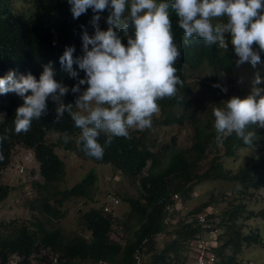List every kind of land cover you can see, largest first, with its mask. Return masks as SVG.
Listing matches in <instances>:
<instances>
[{"label": "trees", "instance_id": "trees-1", "mask_svg": "<svg viewBox=\"0 0 264 264\" xmlns=\"http://www.w3.org/2000/svg\"><path fill=\"white\" fill-rule=\"evenodd\" d=\"M46 9L50 16L47 20L40 17L24 20L15 17L7 2L0 0V78L9 71H16L18 74L31 72L38 79L43 66L52 62L58 82L69 88L76 84L77 80L62 69L59 58L66 47L75 48L74 58L83 55L81 36L85 29L90 36L94 34L90 23L94 13L89 9L86 14L73 19L68 0H58L55 6ZM103 14L108 16L109 13L105 11ZM172 22L175 42L182 53L174 66L184 85L182 88L178 86L176 98L158 101L163 115L156 125L162 127L183 125L187 120L191 99L186 70H198L205 66L215 74L213 81L216 83L217 75L231 76L235 67L230 37L226 38V48L219 47L218 42L208 46L202 40H194L186 46L183 31L179 29L174 14ZM121 37L126 45L127 38L122 33ZM261 55L264 57V54ZM73 70L78 72V79L84 78L85 74L78 65L74 64ZM86 88L87 85L82 86V90ZM216 91L218 94L222 92L217 87ZM74 99L71 93L64 97L65 103H74ZM22 103L15 94L0 95V113L5 114L4 119H0V135L4 134L5 129L13 128L15 110ZM47 103V114L40 120H34L28 133L15 134L10 131L9 139L0 145V152L4 155L0 169L11 163L14 148L22 145L34 151L42 178V182L33 183L37 196L25 203V208L35 215V220L23 224L0 222V264H8L14 255L20 257L17 264H31V255L42 249L50 250L60 260L64 259L66 264H185L182 253L200 231V227L192 222L193 218L219 202L225 204V211L218 217L210 215L209 218L219 219L217 228L223 231L220 234L221 245L216 250L220 264H236L245 246L262 242L258 233L245 235L243 232L241 221H249L255 216L248 211L240 197L249 196L250 191L264 189V148L260 147H264V128L249 126L248 130L256 132L251 146L255 147V154L237 171L227 170L224 160L235 158L249 147L235 134L225 136L221 143H217L215 123L210 131L196 126L195 142L191 148L181 150L167 146L163 155L155 151V144L148 138V129L135 133L130 129V139L114 138L111 145L105 147L103 158L97 160L85 154L81 130L74 126L71 117L65 113L57 122L55 103L50 99ZM65 133L71 137L67 143L64 142ZM50 134L59 135L58 143L65 150H73L80 157L98 164L111 165L115 173L139 187L137 199H123L131 207L127 221L118 223L123 224L127 232L124 243L112 239L114 226L120 219L113 217V213H104L105 205L81 214L74 232L55 226V222L64 217L61 209L66 203L75 199L93 200L92 192L98 176L91 171L80 183L61 190L66 165L56 153L58 145L49 141ZM79 135L81 137L77 141ZM105 140L106 134H101V145ZM210 155L213 157L205 168L202 163ZM214 181L236 184L240 191H234V194L238 192L239 198L230 200L223 195L210 197L177 223H170L174 217L168 208L174 204L173 195H179L181 201H188L198 186ZM11 191L10 186L0 185V206ZM158 236L171 237V241L160 247L156 241Z\"/></svg>", "mask_w": 264, "mask_h": 264}, {"label": "clouds", "instance_id": "clouds-1", "mask_svg": "<svg viewBox=\"0 0 264 264\" xmlns=\"http://www.w3.org/2000/svg\"><path fill=\"white\" fill-rule=\"evenodd\" d=\"M68 3L73 19L89 9L94 13L90 21L94 34L90 36L85 29L81 36L83 55L74 58L75 48L66 47L59 58L62 69L77 82L71 88L58 82L52 62L43 66L38 79L31 72L16 71L0 78V95L15 94L23 101L15 110L13 128L0 135V145L9 139L10 131L28 133L32 122L47 114L49 99L56 105L57 122L67 113L81 130L85 154L97 160L103 158L105 147L114 138L130 139L129 130L133 128L151 129L152 117L160 111L158 101L176 98L178 86L184 85L174 66L182 53L175 42L172 14L183 31L186 46L202 40L208 46L218 42L219 47L226 48L227 36L238 57L237 66L249 63L253 68L264 53V0H68ZM105 11L109 13L108 27L102 30L99 22ZM223 18L226 20L213 24V20ZM121 33L127 38L126 45ZM74 64L84 72L83 79H78ZM261 84L264 80L257 74L247 96H233L224 109H213L217 143L235 134L251 148L256 132L248 130L249 126L264 128V87H257ZM84 85L87 88L82 90ZM213 87L227 92L219 84ZM69 93L74 95V103H65L64 97ZM74 108L78 111H73ZM4 116L0 113V119ZM101 134H106L104 145L99 142ZM70 139L65 133V143ZM3 160L0 152V161ZM220 234L219 230V247Z\"/></svg>", "mask_w": 264, "mask_h": 264}, {"label": "rangeland", "instance_id": "rangeland-1", "mask_svg": "<svg viewBox=\"0 0 264 264\" xmlns=\"http://www.w3.org/2000/svg\"><path fill=\"white\" fill-rule=\"evenodd\" d=\"M9 9L15 17L24 20H33L36 18H48L49 12L46 8L56 5L58 0H5ZM46 9V11H45ZM99 22L102 30H106L108 25L106 23L107 15H101ZM213 20V24L223 22ZM225 37V42H226ZM231 43V41H230ZM227 44V43H226ZM258 50V47L254 45ZM264 54V53H262ZM238 57L234 53L235 67L231 76L217 75V82L221 87L227 88V92L218 94L216 91V83L213 81L214 73L207 70L204 66L198 70H186L187 81L190 84V99L191 108L187 112V120L183 125L174 124L167 127L157 126L156 121L161 119L162 113L159 111L153 117V127L148 129V138L151 143L156 146L155 151L164 154L165 147H173L176 149L186 150L192 147L195 142L196 126L202 130L210 131L211 126L215 123L213 116V109H224L226 102L233 96L244 98L247 96L252 88V81L258 74L261 80H264V57L261 55V62L255 68L249 63L237 66L236 61ZM257 87H264V84L257 85ZM78 111V109H76ZM183 114V112H181ZM132 132L140 131L136 128L131 129ZM145 131V130H144ZM81 135L77 137V141ZM264 140V134L262 135ZM50 142L58 145L56 153L65 162L66 176L63 183L60 185L61 190L70 189L76 184L80 183L89 172H94L98 176V182L92 192L93 200L75 199L66 203L61 209L63 218L55 222V226H60L68 232L77 230L78 218L81 214L89 211L92 208L101 209L106 204H112L111 199L117 198L120 203L113 206V217L120 219L114 226V233L112 239L124 243L127 232L124 230L123 223L127 221L128 215L131 213L130 205L125 202L124 198H138L139 193L137 185H133L126 178L115 173L113 167L109 164H98L91 160L80 157L73 150H65L64 146L59 144L60 137L58 134H50L48 136ZM65 142V141H64ZM264 148L263 146H260ZM258 147V149L260 148ZM255 154V147H251L238 153L235 158L225 159L224 165L227 170L237 171L240 167L244 166L250 157ZM32 160L29 164L28 158ZM213 155L209 156L202 165L206 168L209 160ZM167 160L165 161V165ZM22 166L27 168L24 175H20L18 169ZM34 182H42L40 176V167L34 158L32 151L22 145H17L12 152L11 163L3 169H0V185H8L12 189L7 200L0 206V222L9 223L16 221L19 224L29 223L35 220V215L25 208V203L29 199H34L37 195L33 189ZM240 191L236 184L223 181H214L212 183H203L198 186L191 198L188 201H179L174 210H171L172 218L170 223L175 224L178 220L186 217L192 210L205 203L210 197L221 196L228 197L232 200L235 197L239 198L238 192ZM247 205L248 211L252 212L255 216L249 221H241L243 224V232L247 234H259L262 242L245 246V249L238 255L236 264H264V189L259 191H250V195L240 197ZM95 202V203H94ZM225 211V204L219 202L208 209V213L218 217ZM210 215V214H209ZM218 223L219 219L216 218ZM220 233L223 234V231ZM157 243L161 247L170 243L171 237L158 236ZM40 250L46 253V250ZM187 250H190L187 252ZM34 252L32 255L39 253ZM31 255V256H32ZM182 257L186 259L185 264H195V257L191 253V244L187 249H184ZM219 258V257H218ZM220 264V260H218Z\"/></svg>", "mask_w": 264, "mask_h": 264}, {"label": "built area", "instance_id": "built-area-1", "mask_svg": "<svg viewBox=\"0 0 264 264\" xmlns=\"http://www.w3.org/2000/svg\"><path fill=\"white\" fill-rule=\"evenodd\" d=\"M25 167L22 166L19 169V173H25ZM181 200L179 195H173L172 201L177 204ZM112 204H106L104 206V213H113V206L119 205L120 201L117 198L111 199ZM174 204L168 209L174 210ZM208 211V210H207ZM212 212H204L198 214L193 218L197 226L200 227V231L197 233L196 238L191 243V253L195 257V264H218V256L216 254V249L219 247V229L217 228L218 221L216 219L210 220V215ZM45 250V249H44ZM43 250V251H44ZM49 257L46 260V257ZM20 261V257L14 255L10 257L8 264H17ZM31 264H66L65 260H60L58 255L53 254L50 250H46V253L39 252L36 255L30 257ZM85 264H95V263H85ZM97 264H110L109 262H99ZM254 264V263H250Z\"/></svg>", "mask_w": 264, "mask_h": 264}]
</instances>
